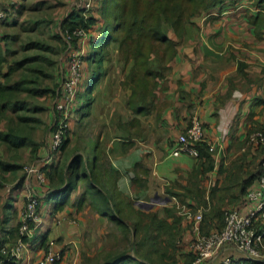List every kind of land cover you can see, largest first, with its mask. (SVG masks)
I'll list each match as a JSON object with an SVG mask.
<instances>
[{
	"label": "trees",
	"instance_id": "1",
	"mask_svg": "<svg viewBox=\"0 0 264 264\" xmlns=\"http://www.w3.org/2000/svg\"><path fill=\"white\" fill-rule=\"evenodd\" d=\"M235 1L97 0L96 2L94 0L89 9L84 2L80 7L76 6L71 9L60 21L61 24L56 35L57 41L62 45L60 51L63 52L69 48V43L65 41L64 36L71 35V48L68 53L70 58L79 47H87L88 51L82 58L94 68L85 94L78 96L80 105L76 110L74 108L70 110L61 146L58 150L51 152L50 162L42 169L46 177V183L43 184L45 196L40 198L38 212L41 214L44 203H50L52 205L51 216L57 219L69 206H72L76 212L83 209L84 206H89L99 218L106 221V227L114 226L119 234V238L116 239L118 247L112 250L113 252L106 254V257L109 258L104 264H108L110 259L109 264H193L197 254L189 248L194 240L192 222L180 213V209L175 204L157 206L147 210L138 205L136 199L119 191L117 181L120 173L110 165L108 155L104 150L105 143H102L100 139L94 141L92 158L87 155L86 151L92 142V140H88L89 146L81 149L75 147L72 154L77 151L82 153L78 152L70 159V153L67 154V152L73 144L75 135L74 129H71V122L75 120L76 125L80 124L79 128H85L83 122L91 115L102 83L107 78L106 65L112 61V54L117 49L118 53L123 56L125 64L133 62L124 88L129 92L126 101L127 108L134 115L127 125L135 127L137 135L140 136V118L150 114L153 110L159 85L165 79L169 63L176 57L192 20L203 17L214 10L222 11L228 3L235 4ZM260 3H264V0H260ZM106 6H109L108 11L110 10L108 13L109 22L102 23L106 15ZM12 14L11 10L6 8V17L2 21L8 20ZM252 23L260 35L264 26L262 14L258 15ZM79 32L86 34L87 39L84 46L77 35ZM2 42L3 40L0 39V123L9 119L10 124L5 131H0V144L5 146L7 151L18 152L20 149H28L32 159L42 160L48 153L45 149V142L30 138L24 131V126H28L30 120V117L26 116L30 105L26 99L22 98V95L33 92L37 94L53 93V96L57 98L59 83L55 89L46 88L35 91L26 87L30 86V82H33L26 79L32 70L29 66L39 59L47 60L48 57L43 55H24L17 58L18 53L10 49L8 53L14 55L15 59L9 65V70L3 72V66L9 62V57L4 56ZM38 42L42 44L35 43V45L39 44L43 49L44 43ZM26 50H31L29 43L23 47V51ZM46 51L54 55L59 52L53 47ZM48 64L53 65L51 72H53L52 77L55 80L56 61L48 59ZM35 70L42 71V66L38 65L32 71ZM21 71L22 77L19 80L8 81L11 80L12 75ZM74 113L75 119H73ZM54 114L57 121L49 132L51 134L49 144L53 133L60 127L63 117V114L56 108ZM256 131L264 133V127L254 129L250 133ZM247 140L248 138L243 147L247 144ZM195 146L200 152L197 159L203 167L200 171L203 180L198 177L197 180H192L187 186L180 189H166V193L171 197H177L179 203L186 205L190 211L196 212L204 207L202 222L204 234L220 232L224 227V210L227 205L235 201H228L222 208L219 205L221 199L214 197L207 199L205 186L201 183L207 180V174L214 167L215 152H211L209 146L204 142L196 143ZM263 163L264 146L262 144L247 147L239 155L233 168L231 167L233 174L229 175L222 185V187H227L229 186L227 182L230 181V188L238 186L240 190V199H238L240 203L237 206L230 205L228 210H241L246 204L247 193L257 188L259 179L264 174ZM144 167L142 164H137L133 168V172L136 174L133 184L137 193L148 189ZM21 170H23L21 164L0 156V188L4 187L3 181L9 180L8 175L17 174ZM23 180L24 178H22ZM22 181H19L17 187ZM218 187H220V180H216L213 189L216 190ZM79 191L80 195L72 200V196ZM7 222L8 219L4 223L2 222L0 262L2 264H18L17 258L12 256V250L20 238L25 244L29 242V238L22 237L20 234L21 221L8 230ZM185 222L187 226L183 224ZM258 224L256 226L257 233H264V220ZM187 227H189L190 234L187 233ZM133 233H135L134 246L132 245ZM43 241L46 252L49 248L48 240L44 239ZM121 246L122 250H118ZM3 250L6 251L5 254ZM229 256L232 258V264H264L263 261L250 260L233 251L229 252ZM61 261L57 264H61Z\"/></svg>",
	"mask_w": 264,
	"mask_h": 264
},
{
	"label": "crops",
	"instance_id": "2",
	"mask_svg": "<svg viewBox=\"0 0 264 264\" xmlns=\"http://www.w3.org/2000/svg\"><path fill=\"white\" fill-rule=\"evenodd\" d=\"M261 14L264 17V3L260 0H236L235 4L228 3L222 11L214 10L192 20L176 57L169 63L165 79L159 85L153 110L140 118V136L135 127L127 125L134 115L127 109L125 100L124 113H119L113 103L100 105L98 111V105L92 107L96 119L99 117L101 121L87 140L94 142L100 139L105 143L104 150L110 165L120 173L117 181L119 191L136 199L138 204L149 202L157 195L169 196L166 189H180L198 177L203 180L200 174L203 167L198 159L187 155L172 156L179 135L188 129L192 117L197 115L204 124L207 139L221 144V151L215 152L213 169L207 174V180L201 183L205 186L206 197L235 201L230 204L232 206L240 203L238 186L230 188V181L227 182L229 186L222 185L233 174L231 167L244 152L248 134L264 127V26L259 35L252 23ZM9 21L13 22L12 16L5 22L0 21V39L3 40L4 56L13 60L15 56L8 52L18 37L13 35L11 38L7 33L6 30L11 32V28L5 25ZM8 65L10 63L3 66V72ZM114 113L120 118L112 116ZM47 147L45 143L46 150ZM137 164L145 166V180L148 181V189L140 193L135 192L133 184L136 176L133 168ZM22 172L7 176L12 188L0 196L3 202L0 219L3 223L8 219L7 230L21 221L29 192L40 198L45 196L43 184L34 178L28 179ZM20 180L22 182L17 187ZM216 180H220V187L214 190ZM0 191L4 192L5 186ZM79 195L80 191L72 196V200ZM51 206L50 203L42 205V224L19 252L18 264H38L45 254L44 239L62 253L61 264H81L78 252L74 253L81 237L89 241L88 245L94 250L92 242L99 231L95 226L106 225V221L89 206L77 212L69 206L56 219L51 216ZM70 218H76L77 224ZM109 227L114 231L109 246L115 250L119 234L114 226L106 228ZM98 233L101 236L104 231ZM96 246L103 248L102 243H96ZM84 254L81 252V259ZM87 256L94 255L88 252Z\"/></svg>",
	"mask_w": 264,
	"mask_h": 264
},
{
	"label": "rangeland",
	"instance_id": "3",
	"mask_svg": "<svg viewBox=\"0 0 264 264\" xmlns=\"http://www.w3.org/2000/svg\"><path fill=\"white\" fill-rule=\"evenodd\" d=\"M79 1L81 2V0H7L6 2L4 0H0L2 6H4L5 8H9V10H11V13H13L12 14L13 22L9 21L7 22V24L5 23L4 24L11 28L10 29L11 32L6 30L7 33L10 34L11 38L13 35H17L18 37V40L14 43V45H11L10 48L18 53L17 58H21L24 55H28V56L43 55L48 57L47 60L39 59L38 60L39 62L37 61L29 66L33 70L36 67H38V65H41L42 71L37 72V70L35 71L30 70V72L28 73L29 75L26 76L28 78L26 79L33 82H30L29 83L30 86H26V87H28L29 89H34L35 91H37L38 89L44 90L46 88L55 89L56 85L59 83V88L57 89V92H59L58 96H60L64 83L71 82L73 83V91L71 94L72 100L70 103V107L71 109L74 108V110H76L78 105H80L78 96L79 95L83 96L90 84L94 67L93 65L86 63V61H84L82 58L84 55H86L88 51L87 47H81V48L79 47L73 52L76 54H74L73 56L71 55L70 58L68 54L69 51L68 52H66L67 50L63 52L60 51L62 45L60 42L57 41L56 35L58 34L57 32L61 24L60 21L71 11V9H73L76 6L77 7L81 6V3ZM96 5L98 6L97 3ZM108 7L109 6H106L105 8L106 15L104 17V20H102V23L109 22L108 13L110 12V10L108 11ZM38 41L44 43L43 49L41 46H39V44L35 45V43H40ZM28 43L30 44L31 50L23 51L24 45ZM47 44H50L52 46H49ZM50 47L58 49L59 50L58 54L54 55L53 53L47 52L46 50ZM72 57H73V61H72ZM48 59H52L56 61L57 70L55 73L56 75L55 80H53L52 77L53 72H51L53 71V65L48 64ZM12 62L13 60H9L8 63L11 64ZM132 66H133V62H130L129 64H125L123 56L118 53V50L116 49L114 51V54H112V61L107 63L106 65V68L108 70V74L106 76L107 78L103 81L102 86L100 88V92L97 95L98 97L96 103V105H98L97 111L100 105L106 106L109 105V103H113V105L115 106L116 110L119 113H124L122 110L124 105L123 101L124 100L127 101V97L129 96L128 94L129 92H127L124 88H125V83L127 81V77L131 72ZM8 70H9V65L6 72ZM20 73H22V71L16 73L14 76L12 75L11 80L8 81L16 82L22 77ZM22 98L26 99L30 105L29 110L26 112V116L30 117V120L28 126H24L25 134L29 135L30 138L33 137L36 140L37 139L43 140L46 144H49L48 141L51 135L49 132L52 129V127H54L57 121L54 111L56 108V102L58 101L59 98L53 96V93L37 94L36 92L30 94L25 93L22 95ZM95 115L96 112L93 110L91 112L90 119H86V121L83 122L85 129L79 128L78 126L80 124L76 125L75 120L71 122V129H74L75 135L73 139V144L68 149L67 152V154L70 153V156L72 155V151L75 147L81 149L83 147L89 146L90 142L87 140V138L92 137V133L98 128V125L100 124L101 121V118L99 121V117L96 119ZM112 116H117V119L120 118V116H118L116 113H114V115ZM75 117L76 115L74 113L73 119H75ZM9 124H10L9 119L7 121L1 122L0 131H5L7 126H9ZM262 145L264 146V144ZM93 148H94V142L92 141L87 151L88 156H90V158H92L93 155ZM75 154L77 153L74 152L73 156ZM0 156H3L6 160H11L12 162H17L21 164L23 166L22 173L25 176L26 173L24 171V167L40 162V159L35 160L30 157L28 149H20L18 152L7 151V148L2 144H0ZM3 183L5 186V191H4L5 193L3 191H0V196H4L6 194L7 188H12L11 182L3 181ZM176 199L178 200L177 197ZM227 202H228L227 200L222 198L221 202L219 203L220 207L224 208ZM1 203L3 202L0 200V205L2 207ZM139 204H142L145 207L144 203H139ZM157 206H162V205H156L149 208L151 209ZM228 209H230V207H227L224 210L225 211L224 217ZM204 211L205 210H203L202 212L203 220H204ZM70 220L74 224H77L78 220L76 218H70ZM261 220L264 219H260L258 222H260ZM258 222L255 224L256 229H257L256 226L259 225ZM1 223H2V218L0 219V238L3 235ZM94 223L95 221L93 220V224ZM183 224L187 226L186 222ZM95 227L99 229L98 232L104 231V234L98 236L99 233L97 232L96 234L97 236L94 238V241L92 242V245L94 243V247H95L94 250L91 249V245H88L89 241L83 240L82 237L81 239H79L80 243L77 244L78 245L77 249L74 250L75 254L78 252L79 259L81 260V264H101L102 261H104L105 263L109 258L106 257V254L108 252L109 253L113 252L112 250H114L112 249V247L109 246L110 239H113L112 236L113 233L110 231V227L109 229H107L105 225H98ZM188 228L189 227H187V230ZM106 231H108V233H106ZM187 233L190 234L189 230ZM85 236L89 238L88 237L89 235L85 234ZM186 241L188 240L186 239ZM96 243L99 244L102 243L103 248L102 249L98 248L96 246ZM134 244L135 242L132 245L134 246ZM69 247H72V245L70 244ZM189 248L191 249V246H189ZM261 249L264 251V239L262 241ZM99 250H101V252H99ZM118 250H122V246L119 247ZM81 252L86 253L84 254V257L82 256V259L80 258ZM88 252H91V255L93 254L94 256L88 257L87 256ZM110 262L111 259L108 261V264Z\"/></svg>",
	"mask_w": 264,
	"mask_h": 264
},
{
	"label": "built area",
	"instance_id": "4",
	"mask_svg": "<svg viewBox=\"0 0 264 264\" xmlns=\"http://www.w3.org/2000/svg\"><path fill=\"white\" fill-rule=\"evenodd\" d=\"M84 2H86V7L89 9L93 5L94 0H81V5ZM5 17L6 8L0 4V21ZM77 35L80 37L82 45H84L87 38L86 34L79 32ZM64 38L69 43L70 50L71 35L64 36ZM74 54L76 53H73L72 56ZM72 91L73 83H64L61 97L58 96L59 99L56 102V109L63 114V117L60 127L53 133L51 143L48 144L47 156L38 163L24 167L27 178H34L39 184L46 183V177L42 169L50 162L51 152L58 150L62 144L67 127L66 122L70 116ZM247 138L248 140L243 149L244 151L247 147L264 144L263 132H252ZM200 142L206 143L211 152L221 151V144L218 142L213 143L207 139L202 121L197 115H194L188 129L179 135L172 151V156L179 157L181 155H187L198 158L200 152L195 144ZM7 189L10 190L11 188ZM245 200L246 204L241 210H227L224 217L223 229L220 232H213L211 234H204L202 232L203 208L193 213L187 209L186 205L180 204L175 197L171 196H156L149 203H145L151 204L152 206L175 204L180 209V213L192 222L194 240L190 246L192 251L197 254V258L193 264H232V258L229 256V252L231 251L247 259L264 262V251L261 249L264 233L258 234L255 228V224L260 219H264V174L260 177L257 188L249 191ZM39 202V196L31 192L28 193L25 206L21 213L20 234L22 237L27 236L29 239L32 238L37 228L42 224V217L38 212ZM25 245L23 239L20 238L16 247L12 250V256L18 258L19 252ZM3 253L5 254L6 251L3 250ZM60 261L61 252L56 251L50 245L38 264H57Z\"/></svg>",
	"mask_w": 264,
	"mask_h": 264
},
{
	"label": "water",
	"instance_id": "5",
	"mask_svg": "<svg viewBox=\"0 0 264 264\" xmlns=\"http://www.w3.org/2000/svg\"><path fill=\"white\" fill-rule=\"evenodd\" d=\"M69 48L67 49L66 52H68ZM159 197V195H157ZM139 204V203H138ZM145 204V207H148V208H145L142 204H139L141 207L145 208V209H150L149 207H152L151 204H147V203H144ZM135 242V233H133V243Z\"/></svg>",
	"mask_w": 264,
	"mask_h": 264
}]
</instances>
